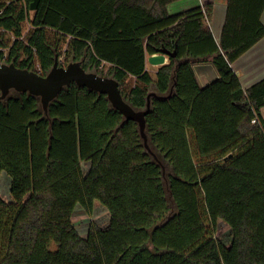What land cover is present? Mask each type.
<instances>
[{
  "label": "trees",
  "instance_id": "1",
  "mask_svg": "<svg viewBox=\"0 0 264 264\" xmlns=\"http://www.w3.org/2000/svg\"><path fill=\"white\" fill-rule=\"evenodd\" d=\"M173 1L40 0L32 11V0H0V28L25 35L5 62L41 74L56 56L107 67L136 110L151 94L150 149L106 94L75 82L48 112L28 92L0 100L13 199L0 192V264H264V78L245 89L232 68L264 37V0H228L219 42L213 3L170 14ZM161 49L175 55L153 74L147 55ZM197 61L219 78L202 86ZM96 201L108 219L83 236L77 205L91 215Z\"/></svg>",
  "mask_w": 264,
  "mask_h": 264
},
{
  "label": "water",
  "instance_id": "2",
  "mask_svg": "<svg viewBox=\"0 0 264 264\" xmlns=\"http://www.w3.org/2000/svg\"><path fill=\"white\" fill-rule=\"evenodd\" d=\"M39 3L40 0H32L30 9L35 11ZM172 55H175V52L161 49L158 53L149 55L148 62L159 66L165 64L166 58ZM72 82L106 94L112 106L118 109L126 120H134L138 123L144 144L146 148L150 149L146 131V115L151 107V94L148 95L147 108L136 110L124 99L119 81L115 77L88 71L83 67L81 61L60 65L59 58L56 56L50 71L47 74H41L29 68L19 67L14 62L7 63L0 60V100L6 98L11 90L28 92L39 96L43 109L48 112L50 103L59 96L64 87Z\"/></svg>",
  "mask_w": 264,
  "mask_h": 264
},
{
  "label": "crops",
  "instance_id": "3",
  "mask_svg": "<svg viewBox=\"0 0 264 264\" xmlns=\"http://www.w3.org/2000/svg\"><path fill=\"white\" fill-rule=\"evenodd\" d=\"M228 0H175L168 4L167 9L170 14H176L188 9L204 6L206 3H213V12L210 20V26L214 33L216 40L219 42L222 36L223 27L227 14ZM264 22V12L262 15ZM147 55V60H148ZM170 57L166 58V63H169ZM147 68L153 74L157 71L155 65L147 63ZM196 75L202 86H205L213 80L219 78L218 71L210 61L200 62L194 64ZM232 68L240 77L242 85L245 89L249 88L259 80L264 78V37H262L256 44L242 54L236 61L232 63ZM89 166V163H85ZM99 210L104 211L109 216L108 208L100 205Z\"/></svg>",
  "mask_w": 264,
  "mask_h": 264
},
{
  "label": "rangeland",
  "instance_id": "4",
  "mask_svg": "<svg viewBox=\"0 0 264 264\" xmlns=\"http://www.w3.org/2000/svg\"><path fill=\"white\" fill-rule=\"evenodd\" d=\"M65 60H66L65 56L62 55L60 57V62L63 63ZM102 72H103V75L109 76L107 67H105ZM12 91L13 90H11V92ZM163 168H164V175L166 177L167 173L170 171V167L169 165L165 164ZM11 182H12L11 176H9V174L6 171H2V173L0 174V192L3 195H5L9 200H13L10 194ZM95 203H96L95 211L91 215L86 213L80 205H77V208L74 214V220H75L76 226L79 228L83 236H86L88 226L91 222H96L98 224H105L108 219V215L104 211L99 210V207H101L100 206L101 203L99 201H96ZM216 236L220 240H222L224 243L229 244L232 238L231 227L225 221L220 220L217 226Z\"/></svg>",
  "mask_w": 264,
  "mask_h": 264
},
{
  "label": "built area",
  "instance_id": "5",
  "mask_svg": "<svg viewBox=\"0 0 264 264\" xmlns=\"http://www.w3.org/2000/svg\"><path fill=\"white\" fill-rule=\"evenodd\" d=\"M2 12V11H0ZM0 32H4L3 34V37L0 38V40L4 39L6 41H10V45L9 46H4V45H0V52L3 51L4 54H3V62H5L4 60H7L8 59V50L10 48L11 45L14 44V42L19 39V40H23L24 39V34L17 37L15 36L11 30H7V29H4V28H0ZM38 67H39V64H38ZM40 69V67H39ZM253 122H256V119H253Z\"/></svg>",
  "mask_w": 264,
  "mask_h": 264
}]
</instances>
